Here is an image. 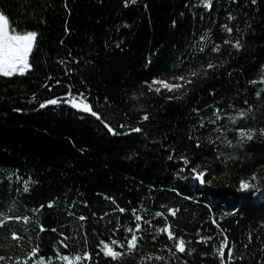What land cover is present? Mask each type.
Here are the masks:
<instances>
[{"label": "trees", "instance_id": "16d2710c", "mask_svg": "<svg viewBox=\"0 0 264 264\" xmlns=\"http://www.w3.org/2000/svg\"><path fill=\"white\" fill-rule=\"evenodd\" d=\"M206 2L0 0L38 33L0 76V264H221L225 237L226 264H264V0Z\"/></svg>", "mask_w": 264, "mask_h": 264}, {"label": "snow or ice", "instance_id": "6c2138e0", "mask_svg": "<svg viewBox=\"0 0 264 264\" xmlns=\"http://www.w3.org/2000/svg\"><path fill=\"white\" fill-rule=\"evenodd\" d=\"M133 3H135V0H132ZM206 7L211 6V0H207ZM226 31L231 32V28H228L226 26ZM37 39H38V33L35 31H20L17 28L16 22L11 21L9 16L5 14L3 11H0V76L3 77H12L14 75H25L28 71H30L32 65L30 63V56L33 54L34 49L37 46ZM235 47L239 48V42H237ZM209 68L213 67V65L209 64ZM192 75H197V73H192ZM178 79L184 80V77H179ZM187 83H190L191 81H186ZM264 82V81H262ZM159 85V87H155L156 92H160L161 89H166L167 91L171 92L174 90H179L182 85L181 84H171L166 81H153L151 85H149L150 90L153 89L155 85ZM68 100L69 103H71L72 107L77 108L83 112L91 113V115L95 116L97 119H100V117L97 115L96 112L92 110V107L86 102V98L81 95V97L78 99L75 97H71ZM58 103L57 99H52L48 101V104L56 105ZM46 105L41 104V107H45ZM241 116L247 115V113L242 112L240 114ZM219 118V117H217ZM145 120L148 119L147 116L144 117ZM229 119L232 120L233 123L236 122L234 118L229 117ZM107 127V125H105ZM110 132H113L111 128H109ZM133 131L139 132L140 129H133ZM261 133L264 134V130H261ZM113 134H116L113 132ZM241 137V142H244V140H252L254 136V132L252 130L248 131H240L239 133ZM187 163V161H185ZM195 171V169H193ZM205 173L201 172L196 175V179L200 181V183H205L204 180ZM255 176H253V180H255ZM256 186L249 183V182H241L240 189L241 191H248L249 189L255 188ZM25 190H27V182L25 184ZM121 212L124 211V209H120ZM135 219L137 221L141 220V216L135 215V210L133 212ZM172 215H175V211L171 212ZM161 215V214H157ZM83 219V217H81ZM43 230V229H41ZM140 230L139 224L136 226V231ZM128 231L133 232L132 229H128ZM159 231L167 232L169 239H173V234L168 228L160 229ZM211 239V238H209ZM202 242H207L202 241ZM103 243V242H102ZM116 241H112V244H116ZM137 243V236L135 232H133L131 240L129 241L128 247L129 249L135 248ZM104 253L106 256H109L113 259H116L120 253L113 250V247L109 246L108 244H104ZM177 251L184 252L185 251V241L180 238L178 239L176 243ZM228 248V240L225 237L223 242L220 244L219 248L217 249V255L221 259V264H226L225 262V249ZM37 249H33L32 256H36ZM2 259V257H0ZM64 260H68V257H62ZM84 259H88L87 254H85ZM232 259V250L231 248H228V261H231ZM81 260V257L77 256L75 257L74 262H70V264H79V261ZM37 264H42L41 261H38ZM50 264V262H49Z\"/></svg>", "mask_w": 264, "mask_h": 264}]
</instances>
